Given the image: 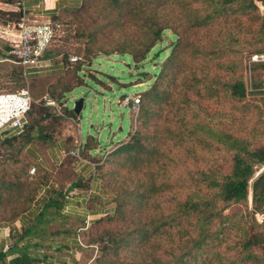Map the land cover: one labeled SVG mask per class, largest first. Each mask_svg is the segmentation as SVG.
Instances as JSON below:
<instances>
[{
    "label": "rangeland",
    "instance_id": "1",
    "mask_svg": "<svg viewBox=\"0 0 264 264\" xmlns=\"http://www.w3.org/2000/svg\"><path fill=\"white\" fill-rule=\"evenodd\" d=\"M2 1L16 2L24 9L21 0ZM108 1L82 0L78 7L63 8L54 17L0 8V21L7 16L24 17L30 24L56 26L44 54L52 57L49 69L63 66L51 73L46 69L23 75L21 65L5 59L7 45L0 39V91L26 89L33 99L27 116L32 139L26 142V134L8 142L0 135V229L4 231L0 264H14L11 259L24 253L29 257L25 264H96L106 238L101 233L111 225L120 230L135 226L130 223L128 205L122 222L99 219L113 214L119 199L128 198L126 188L140 181L145 171L162 165L163 149L172 159L159 170L160 176L153 172L155 189L148 197L153 203L170 197L157 188L162 172L177 190L190 188V174L197 176L198 170L211 172L219 180L231 170L233 150L205 131L207 127L251 139L252 151L264 149V67L254 65L251 79L256 90L247 88L242 99L232 98L222 85L238 77L246 81L245 59L264 49V34L258 31L264 10L258 6L233 10L235 3L226 11L219 9L199 27L193 26L194 10L205 16L220 5L211 0H165L159 9L165 7L163 12L173 16L170 23L176 32L167 28L142 65L132 61L129 48L126 53L113 49L111 38L117 29L110 23L115 10ZM185 25L189 27L183 32ZM225 28L233 31V40ZM157 50L162 53L154 59ZM71 55L77 60L71 61ZM150 89L154 101L148 100V132L162 129L161 135L155 140L143 137L144 152L136 162L124 163L126 154L116 150L132 140L140 106ZM135 96L139 103L131 107L125 97ZM79 97L83 106L75 113L72 109ZM167 131H186L187 143L196 151L189 153L186 144L169 139ZM39 132L42 136H37ZM155 145L160 146L159 152L152 151ZM167 145L175 148L168 150ZM262 169L255 165V175ZM203 190L215 192L204 185ZM50 198L56 204L45 207ZM214 198L219 213L209 225L210 232L222 227L223 233L208 241L198 264H264V199L254 201L250 185L246 199L238 203L224 205L218 196ZM130 245L120 252L134 251ZM106 256L110 257V251ZM187 264L195 262L190 259Z\"/></svg>",
    "mask_w": 264,
    "mask_h": 264
},
{
    "label": "trees",
    "instance_id": "2",
    "mask_svg": "<svg viewBox=\"0 0 264 264\" xmlns=\"http://www.w3.org/2000/svg\"><path fill=\"white\" fill-rule=\"evenodd\" d=\"M211 1L220 6L213 8L205 16L198 15L197 10H194L193 26L206 25L208 20L213 18L214 13L219 14V9L226 11L232 8L235 3L238 5L233 7V10L238 8L241 10H254L257 8V0ZM164 2L165 0H109L108 5L115 10L114 19L110 23L117 29V34L114 38H111V42L115 44L113 49L126 53L125 49L129 48L128 53L131 55L132 61L142 65L146 64L145 60L152 52L155 42L160 40L163 32L167 28H171L173 32H176V27L170 23L173 16L170 12H163V9H166L165 7L159 9V6ZM206 19L208 20L206 21ZM239 24L241 25L240 20ZM107 26L110 28L108 24L105 25V27ZM187 27L189 25H185L182 31L184 32ZM225 30L232 39L234 37L233 31L226 28ZM258 31L264 34V17H262V24L259 26ZM89 38L93 39V32L89 33ZM161 53L162 50L155 51L153 58H158ZM172 54H174L173 50ZM140 74H144V72L142 71ZM222 85L230 92L232 98L239 100L245 95L246 86L244 80L240 77L230 79ZM152 90L146 92V99L140 106L139 125L132 135V140L120 145L116 150L117 153L126 154L124 163L136 162L139 157L138 154L144 152L146 146L142 142L143 137L155 140L161 135L162 129L155 128L151 134L148 132L151 124L149 121L151 111L149 110L148 100L154 101L152 98L154 91ZM159 97V93L156 92L155 100ZM72 111L74 110L72 109ZM31 126L32 123H29L22 133L4 137V140L9 142L10 139L19 135L28 134L27 136H29ZM205 131L215 137L218 142L223 143L227 149L233 150L231 170L221 180L216 179L217 177L213 176L211 172L198 170L195 172L197 176L190 174V185H192L190 188L193 189L181 188L177 190L172 189L168 183V177H164L165 172H162L160 179L162 183L157 188L161 187V191H165V194L170 195V197L164 199L161 203L159 199L157 200L158 203H153L148 199L151 196V190L155 189L153 181L156 177L153 176V172L158 173L160 169L163 171L170 164L169 160L172 159L169 152L163 149L160 152V156L163 157L162 165H158L154 170L145 171L141 175L140 181L137 180L133 187H128V189L125 187L126 191L125 188H121L128 198L121 197L113 210V214H108L105 218L99 219L109 224L122 222L126 205H128L130 207V223L135 224V226L131 229L127 227L120 230L121 227L113 228L111 225L112 231H110V228L101 233L99 236L106 238L102 241V254L97 258L96 264H187L190 259L198 264L205 253L203 250H205L204 246L207 245L208 241L212 237H219V234L223 233L222 227L215 229L213 233L210 232L209 225H212L219 213L214 196H218L222 202H225L224 205L227 202L238 203L246 199L247 188L250 185L253 200L264 199V169L258 175H255L256 172H254L255 165L264 166V149L259 147L252 151L249 149L252 144L251 139L247 137L240 138L225 130L211 131L207 127ZM167 133L169 139L185 143L189 153L193 154V151H196L194 145H188L187 140L190 134L188 135L186 131L178 134L169 131ZM37 136L42 135L39 132ZM31 139L32 137L29 136L26 142ZM173 144H175V141ZM167 146L168 150L175 148L172 145ZM159 150V145L152 148V151L155 152H159ZM158 175L160 176L161 173L159 172ZM128 178L130 177L128 176ZM203 185L209 189H214L215 192L205 193ZM131 196L133 197L132 203L129 202ZM153 197H157V195ZM0 198H2L1 194ZM52 204H56V201L50 198L45 207ZM57 204L59 203L57 202ZM153 205L154 208H152ZM224 205L220 208H223ZM42 213L43 211L40 215ZM133 216L135 217L133 218ZM159 231L161 236L158 234ZM128 244H131L129 248L135 250L121 253L120 250L124 248L123 246ZM109 251L110 257H107ZM28 258L24 253L16 255L11 261L14 264H25V260H28ZM201 261L203 260L201 259Z\"/></svg>",
    "mask_w": 264,
    "mask_h": 264
},
{
    "label": "built area",
    "instance_id": "3",
    "mask_svg": "<svg viewBox=\"0 0 264 264\" xmlns=\"http://www.w3.org/2000/svg\"><path fill=\"white\" fill-rule=\"evenodd\" d=\"M256 3L261 10H264L262 0H257ZM55 29L56 26L51 23L30 24L24 17L9 19L7 16L6 19L0 21V31H2L0 39L4 40L7 45V57L5 59L21 65L23 75L42 73L51 65L49 60L52 57L45 56L44 51L50 45ZM69 59L75 61L77 56L71 55ZM254 65L264 67V50L251 52L244 61L246 75L244 83L246 89L250 90L255 89L251 79ZM262 90L264 91V87ZM139 100L138 96L125 97V102L130 103L131 107H136ZM32 102L33 99L26 89L0 91V135L11 137L25 130L26 125H28L27 116ZM31 170L33 171L34 168L32 167Z\"/></svg>",
    "mask_w": 264,
    "mask_h": 264
},
{
    "label": "crops",
    "instance_id": "4",
    "mask_svg": "<svg viewBox=\"0 0 264 264\" xmlns=\"http://www.w3.org/2000/svg\"><path fill=\"white\" fill-rule=\"evenodd\" d=\"M21 2L24 5V9H22L21 7H18L15 4L16 2L15 3L5 2L2 0L0 1V4H1L0 8H3L1 10H7L6 12H13L14 10L18 8L20 12L24 14L27 13V11L29 10L28 13L30 14H36L38 16H48V17L53 16L54 17L57 14H59L60 10L63 8L78 7L81 4L82 0H21ZM45 21L43 20L42 22H45ZM55 67H53L52 69L47 68L46 72L49 71L51 73L52 71L61 70L63 66L62 65L58 66V68H55ZM3 232L4 231L0 229V235H2Z\"/></svg>",
    "mask_w": 264,
    "mask_h": 264
},
{
    "label": "water",
    "instance_id": "5",
    "mask_svg": "<svg viewBox=\"0 0 264 264\" xmlns=\"http://www.w3.org/2000/svg\"><path fill=\"white\" fill-rule=\"evenodd\" d=\"M83 106V98L79 97L77 100H75L74 105H73V110L75 113H79L82 109ZM264 169V167H263ZM262 169V170H263Z\"/></svg>",
    "mask_w": 264,
    "mask_h": 264
}]
</instances>
